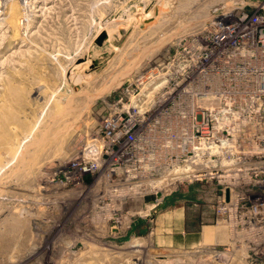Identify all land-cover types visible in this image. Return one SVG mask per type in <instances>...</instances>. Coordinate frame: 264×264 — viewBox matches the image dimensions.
Masks as SVG:
<instances>
[{
    "label": "rangeland",
    "instance_id": "rangeland-1",
    "mask_svg": "<svg viewBox=\"0 0 264 264\" xmlns=\"http://www.w3.org/2000/svg\"><path fill=\"white\" fill-rule=\"evenodd\" d=\"M246 1L0 0V264H264L262 168L130 184L103 128Z\"/></svg>",
    "mask_w": 264,
    "mask_h": 264
},
{
    "label": "built area",
    "instance_id": "built-area-1",
    "mask_svg": "<svg viewBox=\"0 0 264 264\" xmlns=\"http://www.w3.org/2000/svg\"><path fill=\"white\" fill-rule=\"evenodd\" d=\"M245 5L254 13L211 22L199 64L194 57L167 93L140 111L135 102L128 121L103 122L116 162L137 173L130 184L155 183L162 169L176 185L196 173L264 171V0Z\"/></svg>",
    "mask_w": 264,
    "mask_h": 264
},
{
    "label": "crops",
    "instance_id": "crops-1",
    "mask_svg": "<svg viewBox=\"0 0 264 264\" xmlns=\"http://www.w3.org/2000/svg\"><path fill=\"white\" fill-rule=\"evenodd\" d=\"M204 236V235H203ZM206 237V239L207 238H209L210 239V237L209 236H207V235H205L204 236V238ZM202 240V238L201 237H199V238H197V236L195 237V236H193V237H191L189 240H188V242H197V241H201ZM208 240V239H207ZM211 240V239H210Z\"/></svg>",
    "mask_w": 264,
    "mask_h": 264
},
{
    "label": "water",
    "instance_id": "water-1",
    "mask_svg": "<svg viewBox=\"0 0 264 264\" xmlns=\"http://www.w3.org/2000/svg\"><path fill=\"white\" fill-rule=\"evenodd\" d=\"M105 38V34L104 35H102V37L99 39V44L103 41V39Z\"/></svg>",
    "mask_w": 264,
    "mask_h": 264
},
{
    "label": "bare ground",
    "instance_id": "bare-ground-1",
    "mask_svg": "<svg viewBox=\"0 0 264 264\" xmlns=\"http://www.w3.org/2000/svg\"><path fill=\"white\" fill-rule=\"evenodd\" d=\"M67 171V169H65V172Z\"/></svg>",
    "mask_w": 264,
    "mask_h": 264
}]
</instances>
